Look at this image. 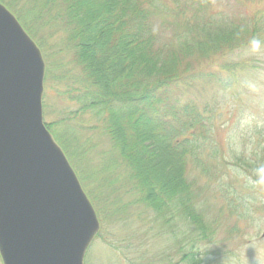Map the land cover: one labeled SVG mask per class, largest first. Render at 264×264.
Masks as SVG:
<instances>
[{
	"label": "trees",
	"instance_id": "16d2710c",
	"mask_svg": "<svg viewBox=\"0 0 264 264\" xmlns=\"http://www.w3.org/2000/svg\"><path fill=\"white\" fill-rule=\"evenodd\" d=\"M0 1L21 22L24 19L22 24L30 32L32 19L23 16L27 6L36 19L49 15L46 23L52 20L57 24L58 28L47 31L46 36L60 32L74 37L73 42L62 43L80 66L79 75L70 76L78 87L67 85L64 93L79 107L73 114L89 112L102 124L111 145L106 153L110 170L120 163L125 168V172L112 170L104 182L100 181L102 198L105 192L108 198H122L133 192L137 195L135 202L150 213L161 211L160 217L153 220H160L161 230L171 228L173 234L183 235L178 241L189 242L185 248L190 264H202L197 251L200 243L213 240L219 228L239 232V222L253 221L255 215L264 213V140L256 145L253 157L232 156L250 177L242 181L243 186L239 180L237 184L226 182L219 174L224 160L216 139L217 117L222 114L219 106L225 89L243 80L245 74L238 78L236 65L230 69L222 66L215 76L208 73L213 82L219 83V91L209 99L200 98L201 89L195 90L194 96H189L188 90L196 81L201 87L210 76L188 73L189 63H182L186 57L204 58L216 48L222 52L221 47L233 50L247 44L255 38L252 26L256 27L261 17L219 26L212 25L209 18L196 21L195 17L191 23L185 18L186 7L179 6L175 9L177 17L165 21V33L154 26V17H166L170 11L159 0ZM188 1L184 0L186 6ZM69 118L59 122L66 124ZM259 118V133L264 137V114ZM83 125L70 127L71 138L65 140L62 133L55 134L61 144L72 143L73 139L79 151L74 145L75 155L92 151L87 142L91 138L80 134ZM47 126L52 129L53 125ZM233 135L235 132L230 139ZM190 166L207 178L204 184L199 183L197 175L191 176ZM126 179L132 183L129 190L124 189ZM198 227L202 232L196 235Z\"/></svg>",
	"mask_w": 264,
	"mask_h": 264
},
{
	"label": "rangeland",
	"instance_id": "374dc122",
	"mask_svg": "<svg viewBox=\"0 0 264 264\" xmlns=\"http://www.w3.org/2000/svg\"><path fill=\"white\" fill-rule=\"evenodd\" d=\"M176 1L159 0L161 5L166 6L170 11L166 17L164 15L154 17V26H156L157 31L168 28L165 21L177 17L175 9L179 6L186 7L185 18L191 23L195 22L193 20L195 17H197L196 21L198 19L203 21L209 18L214 26H219L218 23L223 25L230 21L247 23L251 16L261 17L260 20L262 19L264 22V0H191L192 7L189 1L187 6L184 0H178L181 2L180 4H177ZM18 8L19 6L16 9ZM28 8L29 6L25 8L23 16L25 15V19H32L30 20L32 22L30 25L32 27L31 32H28L40 46L46 67L43 93L45 122L51 123L53 125L52 130L56 131L58 135L62 133L64 140L68 137L71 138L70 132L72 131L70 127L76 129L80 124H84L80 134L89 139L91 138L90 141H93L100 150V152H97V148H94L84 155H75L73 154L75 145L73 139L72 143L61 144L58 137L56 135L53 136L56 142L63 146L84 191L91 199L96 214L102 223L99 233L86 252L84 264H175L177 258L175 257L176 251L174 250V241L172 239L174 237L182 240L183 235L177 236L173 234L174 232L171 228L169 230L165 228L169 233L166 230H156L155 225L160 226V220L147 219V217L144 221L136 222L132 220V224L130 223L131 225L127 226L126 217H131L133 212H149L139 202H135L137 195L133 194V192L122 195V198H114L113 196L108 198L105 192L104 197L106 200L102 198L101 183L104 182V179L112 170L118 169L119 172H125L124 165L120 163L119 167L110 170V166L106 162V155H108L106 153L111 151L110 140L103 132L102 124L93 117V114L89 112L82 116L73 114L79 107L71 100V96L64 92L68 89L67 85L69 88L78 87L70 76L79 75L80 66L73 62L74 57H61L58 47H64L62 42L65 41L60 32L46 36L49 33L47 31L58 28L57 24L53 23L52 20H50V24H47L45 19H36L34 11ZM22 22H25L24 19ZM50 27L52 28L50 29ZM24 28L28 30L26 26ZM223 28L224 26H221V29ZM159 33L162 34L161 32ZM221 48L222 52L216 51L218 49L216 48L204 58L186 57L187 59L184 58L182 63L188 62L190 65L187 69L188 73H193L196 76H201V74L210 76L208 75L210 72L214 73L212 76H215L217 74L216 71L222 66L230 69L232 65H236L237 77L240 78L241 74L244 73L245 79L243 82L239 80L233 87L227 88L233 91L229 92L231 99H234L236 95H241L245 90L249 91L255 88L254 94L250 93L252 96L248 95L252 101H249L248 107L255 109L256 106V112L259 116H262L264 112V44L253 43L242 47L239 46L233 50L230 47ZM63 65L67 69V73H63L65 69ZM226 74L228 73H223V75ZM64 76L67 77L65 80H68V84L67 82L65 83ZM207 80L208 82L203 83L201 87L196 85L198 82L196 81L194 87L188 90L189 96H193L195 90L199 89H201V96L204 98L209 99L215 96L219 91V83L213 82L211 76ZM231 99L226 104L228 108L222 107L224 113L227 110L232 113V106L235 101L232 105ZM244 103L246 104V101ZM231 113L229 116L225 113L222 119L220 118L217 128L218 135L216 136L217 140H220L222 146L220 154L224 156L223 161L225 163L232 162L230 155L234 151L233 147L237 144H243L244 132H248L246 143L248 150L239 152L248 154L247 158L252 156L256 143L264 140V137L258 133L260 131L259 117H252L249 112L243 111V114L240 113L242 122L238 123L236 120L233 121ZM68 117L71 118L67 121V125L59 122L61 119ZM229 120L233 121L232 125L236 128L235 132H237L231 139H228L226 135L228 124L232 122L229 123ZM253 130H255L254 134ZM75 147L77 149L76 145ZM240 153L235 152V156ZM190 169L189 171L192 173L198 174L199 169ZM238 173L240 171L232 167L225 178L233 182H235L233 179L242 180L245 175L243 173L239 175ZM205 181H207V178L202 177L201 182L204 183ZM125 184V190L126 188L129 190L132 187V183L127 181V179L124 181ZM243 190L245 191V189ZM127 214L130 216H126ZM252 220L239 222V232H229L228 227L222 226L218 229L213 240H204L206 246L202 245L199 248L202 253H213L211 257L215 261L218 260L220 264H264V214L257 215L255 220ZM234 221L235 219L232 223ZM152 233H156L155 238H153ZM0 264H3L1 257Z\"/></svg>",
	"mask_w": 264,
	"mask_h": 264
},
{
	"label": "water",
	"instance_id": "95a60500",
	"mask_svg": "<svg viewBox=\"0 0 264 264\" xmlns=\"http://www.w3.org/2000/svg\"><path fill=\"white\" fill-rule=\"evenodd\" d=\"M44 61L0 3V255L3 264H83L96 212L43 122Z\"/></svg>",
	"mask_w": 264,
	"mask_h": 264
},
{
	"label": "bare ground",
	"instance_id": "6f19581e",
	"mask_svg": "<svg viewBox=\"0 0 264 264\" xmlns=\"http://www.w3.org/2000/svg\"><path fill=\"white\" fill-rule=\"evenodd\" d=\"M51 17L48 15H44L43 16V19H45L46 21L45 22H48L49 21V19H50ZM58 23H60V21H57ZM62 36L64 37V41L65 42H69V41H71V42H73V40H74V37L73 36H67V34H62ZM73 44V43H72ZM58 50H59V53H60V55H61V57H73V55H72V53L68 50V49H66V48H64V47H58ZM73 62L75 63V60L73 59ZM77 65V64H76ZM65 68V67H64ZM45 69H46V67H45ZM45 69H44V77H45ZM63 73H67V69L65 68L64 69V71H63ZM69 75V74H68ZM229 92H233L232 91V89H225V91H224V102H223V100H222V102H223V105H224V108H228L227 106H226V104H227V101L229 100V99H231V97H230V95H229ZM194 96V95H193ZM200 98H203L202 96H200ZM231 101V103H233L234 101H235V103H234V105L232 106L233 107V111H232V113L233 112H237V113H242L243 112V110L245 111V112H249V114L252 116V117H259V115H258V113L256 112V108L257 107H255V109H252V108H250V107H248V105L247 104H245L244 102H245V99L239 94V95H236L235 96V98L233 99H231L230 100ZM45 105L44 104H42V113L44 114V112H45ZM226 113H227V115L229 116L230 115V110H227V111H225ZM231 113V114H232ZM242 118L240 117V118H237V122L238 123H241L242 121ZM48 131H49V133H50V135L52 136V138H53V140H55L54 139V135L57 133L56 131H53L52 129H48ZM56 132V133H55ZM172 140H173V138L171 137L170 138V142L172 143ZM157 142H159V143H161V141H158V140H156ZM189 141H192V139H189ZM90 143H91V147H92V150L94 149V148H97V145L93 142V141H90ZM60 147L64 150V148H63V146L60 144ZM97 150V152H100V150L97 148L96 149ZM64 152H65V150H64ZM188 152H191L190 150L188 151ZM65 157H66V159L69 161V159H68V156H67V154L65 153ZM235 168V165H234V163H232V162H226L225 163V161H223L222 163H221V165L219 166V174H221L222 175V179H225V177L228 175V173H229V171L231 170V168ZM194 174H191V176H193ZM103 194V193H102ZM141 205V204H140ZM160 212L161 211H159V212H155L154 213V211H152L150 214H147V213H145V212H141V211H138V212H133V214L131 215V217H126V224H127V226H130L132 223V220L133 221H144L145 220V218L147 217V219H154V217H156V218H159L160 217ZM97 215V214H96ZM126 216H130V215H126ZM163 217H165V216H163ZM155 218V219H156ZM97 219H98V223H99V228H98V230H97V232L95 233V235H94V237H93V239L91 240V242H90V244L92 243V241L94 240V238L96 237V235L99 233V231H100V229H101V226H102V223H101V221L99 220V218H98V216H97ZM131 223V224H130ZM130 224V225H129ZM160 228V226L158 225H155V229L156 230H158ZM157 232V231H156ZM201 232H202V230H201V228L200 227H198V229H197V233H196V235H199V234H201ZM167 233H169L168 231H167ZM152 236H153V238H155L156 237V233H152ZM176 239H178V238H176ZM174 237H173V239H172V241H174L173 242V247L175 248L174 250L176 251L175 252V257L177 258L176 259V262H175V264H190V262L188 261V260H186V256L188 255L187 254V248H185V247H188L190 244H189V242L187 241V240H183V241H178V240H176ZM201 242V241H200ZM200 245H203V246H206V243H204L203 241L200 243ZM87 250V249H86ZM198 252H199V254H200V256H198V259L200 260V262L202 261V264H220V262L217 260V261H215V259H213L212 257H211V255H213V253H202V250L200 249V248H198V250H197ZM197 253V252H196ZM190 257V256H189ZM203 257H204V259H203ZM85 258H86V251H85V254H84V258H83V262H85ZM143 260H145V258H143Z\"/></svg>",
	"mask_w": 264,
	"mask_h": 264
}]
</instances>
